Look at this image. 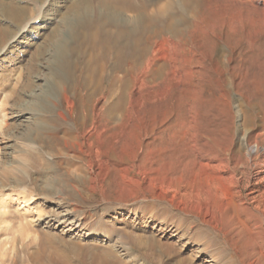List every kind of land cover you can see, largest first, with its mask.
I'll return each instance as SVG.
<instances>
[{
	"label": "rangeland",
	"instance_id": "1",
	"mask_svg": "<svg viewBox=\"0 0 264 264\" xmlns=\"http://www.w3.org/2000/svg\"><path fill=\"white\" fill-rule=\"evenodd\" d=\"M9 1L4 0V2ZM53 1L54 7H57L63 0ZM15 2H19L17 4L26 9L25 17L27 18L21 23L19 29L28 32L25 31L24 39L11 42V34L18 28V21L13 16L0 15V32L6 31L8 37L5 39L8 41H0V264H62L56 260L57 258L51 256V250L48 251L51 253H48L47 250H42V253L38 249L37 241H32L37 235V229L29 221L30 217L25 218V209H20L15 200L19 198L22 200L34 199L36 203L40 201L38 187L43 182L41 179L45 178L44 180H46L49 173H46L45 167L41 164L44 161L41 162L38 157L40 149H47L38 141V137L50 138L48 141L53 150H48L50 156L45 155L46 161L51 163L52 171L58 175L56 178L62 179L64 185H67L65 187L71 191V194L68 193L65 196L66 201L75 205L74 216L79 218L87 233L91 230L98 231L108 227L119 228V225L116 224L121 220L118 213L131 208L134 210L143 209L144 212L139 218H143L144 221L149 215H153L154 221L164 219L169 224L172 221L179 222L178 224L183 229L190 230L191 235L189 234L188 237L190 242L180 252L175 251V248L173 250L170 243L165 242V245L164 241L158 242L151 235L147 233V235H143L141 231H137L136 235L142 234V237L146 238L141 237L136 240L131 237L128 242L131 251L142 264H203L202 261L206 262L204 264H264V210L255 211L258 201L264 198V181L260 182L257 179L260 167L264 165V129L259 128L261 125L264 126V118L262 108L258 104L259 101L254 99H259L262 94L258 97L254 96L251 101L241 94L238 84L248 79V74L246 78L248 66L245 63L238 64L237 62L239 52L243 53L249 50L254 53L256 49L259 51L258 45L262 47L264 31L255 33L257 30L253 31L252 29L258 27L255 21L264 25V15L256 14L254 16L253 22L257 27L250 26L251 30L250 32L247 30V33H231L228 28L222 30L216 28L207 30L205 34H192L191 30L195 22L204 15H208V18L212 17L213 9V13L217 11L219 16L225 14L226 1L100 0L96 5L107 3L131 18L137 14L144 15V17L150 15L151 18L145 17L146 22L143 27L132 34L127 31L131 25L123 27L126 29L122 28L124 30L122 33L117 31L113 23L107 21L105 24L94 27L91 31L93 37L86 41L80 28H77L75 33L66 29L65 35L68 38V43L76 49L75 55H71V57L76 58L77 53L88 52L93 55V58H97L96 66L98 67L97 74L90 81H84L81 71L75 75V81H69L66 85L65 82L55 81L51 77L42 81L37 77L38 72L30 73L27 69L31 65L33 68L40 67L39 64L43 60L36 61L39 49L48 45L49 37L52 38V35L60 29L66 15L71 21L77 19L72 21L74 24L79 21L78 17L73 18L69 15V9L66 8L69 1L64 2L57 9V11H64L57 17L58 19L49 21L46 28L36 31L37 34H34L36 29L33 30L32 27L39 28L41 19H44L46 15V13L42 15L41 6L46 5L47 2L37 3L29 0H15ZM167 2H169V7L165 13L155 14L157 18L154 15L151 16L152 10ZM222 23L221 20L217 25L223 26ZM171 25L178 26V35L183 38V42H176L173 46L165 43L162 46L160 43L162 36L167 37ZM44 37H48V39L45 40ZM20 41L25 44L19 45ZM155 48L158 51L153 56ZM244 49L245 51H243ZM47 53L49 52H46L41 58L46 56L48 59ZM162 55L166 58L165 62L161 61ZM83 57L82 55V59H84ZM149 58H152V63L147 68L145 63ZM45 63L48 66L53 64L52 67L55 66L57 69L55 72L60 73L59 61L51 59L43 62V64ZM45 72L47 73V70ZM144 74L145 79H143ZM184 88L192 89L198 95L199 105L197 108L189 104L180 106L181 109L178 108L179 91ZM49 91H51V96L48 95ZM110 91L113 92L112 100L119 99L120 101L117 113L120 116L127 115V113L131 115V117H125L124 125L126 126L124 128L142 132L141 137L138 138L142 147L149 143L153 145L166 144L169 143V140L197 147L199 151L196 155L198 163H209L211 166L210 168L198 167L197 175L191 180L193 187L199 191L203 200H209L212 203L213 222H219L229 238H225L223 232H214L211 227L205 225L203 218L196 217L190 212L179 213L167 203L155 201V195L143 191L145 184L130 186L121 197L130 195L131 191L133 192L137 188L143 190L137 197L125 202L120 201L116 193L110 192L104 198L100 193L86 192V188L90 184L86 178V172L84 169L77 171L82 168L81 164L85 163L86 160L83 159L86 158H83L78 143L72 140L73 134H75L74 123L77 121L75 118L78 113L82 117L83 114L93 117L98 112L102 116L114 111V108L109 106L110 100H107ZM39 92L43 94H39ZM89 92H91V96L88 95ZM30 93L39 94V101H42L41 107H45L43 110L39 109L41 112L38 111V116L34 118L36 121L32 120L30 125L29 121L28 124L21 121L12 124L10 113L15 112L14 109H17L20 104L23 105L21 100L28 98ZM65 93L75 102L74 118H70V120L68 117L69 124L72 126L68 128H65L64 124L57 125L54 120L49 119L51 116L56 117L61 110L63 111ZM162 98L166 99L170 111L169 118L164 125L167 132L161 135L160 130H157L155 133L146 134V131H152V128L144 130L143 126L142 128L136 127L137 120L142 119L143 125L150 123L153 115L150 113L149 103L154 99ZM140 104L142 107L139 109L138 105ZM261 106L264 107V97ZM213 115H215V121ZM37 119L39 120L37 121ZM35 124L36 127H33ZM141 129L143 131H140ZM25 131L26 133L31 132L27 136L30 138H27L28 141L19 140V138H26L24 137ZM256 134L261 137L257 139ZM9 137L17 138L15 140L16 147L12 146V140ZM69 141L72 143L69 144ZM78 142L83 143V140ZM208 148H213L219 153V160H222L227 168L218 169L216 162H210L203 152ZM84 150L86 151L85 148ZM25 157H29V159H24ZM7 170L17 173L20 179L19 188L9 187L7 180L9 177L5 174ZM232 176L234 178L231 180ZM131 177H135V173H132ZM252 197H256V199H252ZM148 207H154V210ZM111 220L116 223L110 225L108 221ZM150 226L152 227V222ZM195 239L197 240L195 241ZM229 239L234 240L242 249V258H239L238 255L234 257L236 249L229 245ZM198 240L201 243H207L205 244L206 248L193 256L192 252L198 244ZM72 241H56L58 249H61L55 256L61 257L64 264L65 262H67L66 264L102 263L99 262V260H103L100 252L93 253L92 248L88 247L87 249L84 241H77L76 244V241ZM184 241L183 239L180 245ZM72 244L74 245L72 246ZM210 249L217 250L219 254L216 261H211L209 258ZM174 252H177L178 255ZM112 261H115V256L108 255L104 259L105 263L102 264H111Z\"/></svg>",
	"mask_w": 264,
	"mask_h": 264
},
{
	"label": "bare ground",
	"instance_id": "2",
	"mask_svg": "<svg viewBox=\"0 0 264 264\" xmlns=\"http://www.w3.org/2000/svg\"><path fill=\"white\" fill-rule=\"evenodd\" d=\"M29 1L37 2V3L42 2V1L47 2L46 5L41 6L42 15H44L45 13L46 15L44 19H41L42 21L40 22L39 28L37 29L36 27H32L33 30L36 29L34 34H37L36 31L46 28L49 25V21L55 20V18L59 17L60 14L64 12V11H57V9L61 7V5L64 2L67 3L69 1L68 5L66 6V8L68 7L69 9V15L73 16V18L78 17V20L80 21V22L78 21L77 24H74L72 23V21H76L77 19L76 20L72 19L71 21L69 16L67 18V15H66V18L63 20L64 22L61 24L62 26H60V29L59 30L57 29L58 31H56L54 35L51 34L52 38L49 37L48 39V37L46 38L44 37L45 40L48 39L47 41L48 45L39 49L40 50V51L38 50L39 52L37 51L39 56L36 59V61H39V59H41V61L43 60L39 64L40 67L33 68V65H31L27 69V71L30 73L35 72V71L38 72L37 77L38 79L42 81L46 80L47 77H51V78H54L55 81L65 82L66 85L69 81H75L74 77L76 74H78V72H81V71L83 72L84 81H90L92 77L96 75L98 72L96 70L98 68L96 66L97 58H93L92 57L93 55H91L90 53L88 52L87 53L84 52V54L77 53L76 58L71 57V55L72 56L75 55L76 49H74L73 46L71 47L70 44L68 43V40H67L68 38L65 35L66 29L67 30L70 29V31L75 33V31H77L76 29L80 28L81 31H83L82 32L84 36L83 38L86 41L88 38L90 39L91 37H93V34L91 33V31L93 30L94 27H96L99 24H105L107 21L110 23H113L114 24L113 26H115L117 31L122 32V33L124 32L123 29H126L123 27L127 25H131L127 31H129V33L132 34L134 31L137 32L139 29L143 27V25L146 22V18L147 19L151 18L150 15L145 16L146 17L145 18L144 15H138V14L134 16L133 18H131L125 15L123 12L122 13L119 12V10L116 8L118 10L117 11L116 9H114L115 7L113 8L111 7V5L107 3H104L103 5L102 4L96 5L97 2L100 0H77V1L76 0H63L62 3L59 4L57 7H54L53 0H29ZM225 1H226V4L224 6L225 14L223 15L221 14L222 16H219L217 14V11L216 13L214 11L215 13L214 14L213 13L214 9L213 10L210 9L212 10V13H211L212 17L208 18V15H204L199 20H197L192 27L191 33L192 34H199V33L205 34L206 31L209 29L218 28L222 30V29L228 28V30L231 33L241 32L243 34V33H247V30L250 32L251 30L249 29L250 26H254V27L258 26L257 29L255 28L252 29L253 31L257 30L255 33H260L264 31V25L262 24L260 25L259 22L255 21L257 23V26H256L255 23L253 22L254 16L256 14L264 15V0H225ZM17 3L19 2H15V0H10L9 2H4V0H0V15L1 16L2 15L3 16H6V15L13 16V18H15L19 24L18 28L15 29V31L14 29H12L14 32L11 34L12 36L11 42H16V40H22L24 39L26 35L25 34L26 30L19 29L21 26V23H23L24 20L27 18L25 17L26 9ZM168 7H169V2H167L166 4L159 5L155 10L151 11V16L153 17V15L156 16L155 14L165 13ZM221 20L223 22L222 23L223 26L220 25L221 26L220 27L217 25V23H219V21ZM177 27H175L174 25L169 26V30H168L169 34L166 35L167 37L162 36V42H160L161 45L167 43L173 46L175 45L176 42H183V38L180 35H178L179 32H178ZM34 34L32 35L34 36ZM6 35H7L6 31L3 30L0 32L1 42H3V40L8 41V40H5V39H8ZM24 44L25 43H23V41L19 42V45H24ZM19 45H16V46H19ZM258 47L260 48L259 51H257V49L255 50L257 53L255 51L254 53H252L248 49H247L248 51H245L244 49L243 51L245 52L243 53L239 52V58L237 62L238 64L245 63V65L248 66V69H247L248 72L246 73V78L248 74V79L247 80L245 79L246 81L245 80L241 81V83L238 84V89L241 92V94L250 101L251 99L254 98V96L258 97V95L262 94V97H259V99L258 98H254V99L259 101L258 104L262 108V114L264 118V107L261 106L263 97H264V43H262V47H260L259 45ZM253 49H254V46H253ZM157 51L155 48V50H153L152 55L154 56L157 53ZM46 52H49L47 53L48 59L46 58V56L43 57L42 59L41 57L45 55ZM1 53H4V52H1ZM38 54L36 53V56ZM82 55L84 56L83 57L84 59H82ZM51 59H56V61H59L60 64L58 65L60 66L59 68H61V70H59L60 71L59 74L55 72L57 71V69H55V66L52 67L53 64L49 66L46 63L43 64V62H46V60H51ZM161 59H162L161 61H164V62L166 61V58L164 55L161 56ZM151 63H152V58L147 59L145 63V67L148 68L151 65ZM45 70H47V73L45 72ZM144 73L146 74L147 71L145 70ZM145 74H144L143 79H145ZM26 80L29 81V79H26ZM143 83L146 84V82L144 81ZM49 87H50V84H49ZM50 92L51 91L48 92L49 96H51ZM40 93L42 92H39V94ZM39 94L35 95V93H30L28 95V98L21 100L22 103L24 104L23 105L20 104L19 106H17V109H14L15 112L12 111L10 113V120L12 124L18 121L26 122L28 124V121H29V125H30L31 121L35 120L34 118L37 117L39 114L38 111L41 112L40 110H43V108L45 107V106L41 107L42 101H39V96H40ZM90 94L91 92L88 93L89 96H91ZM112 94L113 92L110 91L108 95L109 97H107V100H110V103L108 102L109 106L114 108V111H111L110 113H107L106 115H102V116L99 112L96 115L93 113L94 114V115L92 114L93 117H90L89 115H84V114L82 117L81 114L79 115L78 112H77L78 113L77 117L75 115L76 117L75 119H77V121L74 123L75 126L73 128L75 130V134H73L72 140L78 143L80 152L83 155V158H86V159L82 158L84 161L86 160L85 163L81 164L82 168L78 167L79 169H77V171L84 169V172H86L85 173L86 178L89 180V183H90L88 187L86 188V192L92 193V194L100 193L103 195L104 198H106V196L110 192L116 193L119 196L118 199L120 198L119 199L120 201L125 202L131 198L137 197L140 194V192L144 189L143 191L156 196L155 201H158L159 203L160 202L167 203L169 206L175 208L176 211H179V213L180 212L193 213L196 217L203 218L205 225L211 227V229L214 232L216 233L223 232L225 235V238H229L228 234L221 227L220 223L217 221L213 222L212 205H211L212 203L209 200H206V201L203 200L200 197L201 194L199 193V191L195 189V187H193L191 180H193L194 177L197 175L198 167L210 168L211 166L209 163H202V162L198 163L196 155H198L199 151L197 147L195 145L190 147L188 145H184L183 143H176L175 141L171 142L170 140H169V143H166V144H156V145L154 144L153 145L149 143L146 146L142 147L139 144L140 141L138 139L141 137L142 132L140 133L130 128L129 129L124 128L126 126L124 125L125 117L127 116L131 117V115L127 113V115L120 116L117 113V108L120 104V101L119 99L112 100L111 98ZM197 99H199V97L196 94V92L192 91V89L187 88L186 90L184 88L181 91H179V96L177 100V103L179 105L178 108L181 109L180 106L187 105V104L197 108L199 105V101H197ZM63 100L65 103L63 111L61 110V112H59L56 117L51 116L49 117V119L51 121L54 120V122L57 125L64 124L65 128H68L70 126L68 120L70 118L72 119L74 118L75 102L69 98L67 93L64 94ZM149 104L151 106L150 113H152L153 115L151 122L143 125L142 119L140 120L138 119L137 120L138 125L136 127L142 128L143 126L144 130H150L152 128V131H146L147 132L146 134H149V132L155 133L157 130H160L159 132L162 135L167 132V130L164 128L165 127L164 125L166 124V121L168 120L169 115H170L169 108L167 107V101L166 99H163V98L158 99V100L154 99ZM103 107L102 109H104ZM141 107H142V104L138 105L139 109ZM138 108L136 109L137 112H138ZM49 113H50V110H49ZM213 119L215 121V115H213ZM38 120L39 119H37V121ZM33 127H36V124ZM259 128L264 129V126L261 125L259 126ZM143 129H141L140 131H143ZM30 133H31L30 131H28L27 133L25 131L24 137L26 138H23V139L19 138V140L28 141L27 138H30V137H27V136ZM49 136H50V133H49ZM255 136L257 139L261 137V135H257V134ZM9 138H11L12 140V146L16 147L15 140L17 138H13V137H9ZM7 139L8 138H6V140ZM35 139H37V137ZM48 139L50 138L38 137V141L42 143L44 148H47L46 150L40 149L38 152V157H40L39 159H41V162L44 161L41 164L45 167L46 173H49L50 175V176L48 175V178H46V180H44L45 178L41 179L43 182H41V186L38 187L40 201L36 203L34 199L32 200H22L19 198L15 199L16 205L20 209H23V210L25 209L24 210L25 218L30 217V220L29 218L28 220L37 229V232H36L37 235L36 236L34 235L35 238L32 241L33 242L37 241L36 244L39 246V247L37 246L38 249H40L41 251L47 250V252L51 250L52 253L51 252H48V253H51V256H54L55 258H57L56 260L58 262L64 264V260L60 259L61 257L55 256V255H58V252L61 249V248L58 249V246L56 245V241L65 242L66 240L67 241L74 240L76 241L75 244L77 243V241L78 242L84 241L86 243L87 249L89 247L94 250L92 251L93 253L97 251L102 254L101 259L103 260H99L100 263L101 262L103 263L104 259L108 255L109 256L113 255L115 256V261H112L111 264H142L139 261V259L136 258V256L130 249V245L128 241H129V238L131 237H134L137 240V238L142 237V234L144 235L147 233L151 235L152 238L154 240H157L158 242L162 243V241H164V243L165 242H167L168 244L170 243L173 246V250L175 248L176 249L175 251L177 252H180L183 249V247H185V245L190 242V239L188 238L189 234L191 235L190 230L188 228L183 229L181 225L178 224L179 222L174 223V221H172V223L169 224L168 221L164 219H161L159 221H154L153 215H149L147 219L144 221L142 220L143 218L142 219L139 218L141 213L144 212L143 209L137 210L136 208H135L136 210L131 208V209L125 210L124 212L118 213L119 217H121L120 222L116 223L114 222V220L108 221L110 225H112L113 223L118 224L119 228L115 227L111 229L108 227V228L100 229L98 231L91 230L87 233V231L82 227V224H81L82 222L79 220V218L74 216V214L76 213L75 205L68 203L66 201L65 196H67L68 193L71 194V191H69L68 188L65 187L67 185H64L65 183H63L64 181L62 179H60L59 177H58L59 179L56 178L58 175L55 173V171H52L53 168H52L51 163L49 161H46L47 160L46 156H50V152H48V150L50 149L53 150V147H51ZM81 139L83 140V143L78 142ZM70 142L71 141H69V144ZM73 144L75 143L73 142ZM84 148L86 149V151L84 150ZM203 152L205 155H207V158H209L210 162L217 163L216 167L218 169L227 168L224 162L222 160H219V156H218L219 153L215 149L208 148L204 150ZM24 159L28 160L29 157L28 158L25 157ZM132 173H135V177H131ZM5 174L7 177H9L7 179L9 182V187L10 186L12 188L20 187V179L17 173H15L13 170H7ZM257 175H258L257 179L260 182H263L264 181V165L260 167V170ZM232 178L234 177L232 176L230 179L232 180ZM136 184L138 186L140 184H145V188L134 189L133 192L131 191L130 195L127 194L128 196L121 197L122 195H124L125 192H127L130 186L132 185L135 186ZM263 197H264V194H263ZM252 199H256V197H252ZM148 208L151 210H154V207L152 208L148 207ZM262 210H264V198L261 201H258V205L255 208V211H258V212ZM151 222H152V227L150 226ZM137 231H141L142 233L140 234L141 236L138 234L136 235ZM183 239L185 241L180 245V242ZM196 240L197 239H195V241ZM200 241L198 242V244H196V247L194 248L192 252L193 256L202 252V250L206 248L205 244L207 243L204 244V243H201ZM228 242H229V245H232L236 249L234 257L238 255L239 258H242L243 251L239 247V245L235 243V241L232 239H229ZM73 245L74 244H72V246ZM167 247L169 248L168 245ZM177 252H174V253L178 255ZM32 253H35V252H32ZM40 253L41 252H39V254ZM209 255H210L209 258H211V261H216L217 256L219 254L217 250L213 249L209 252ZM93 256L95 257V255ZM95 259L97 258L95 257ZM108 261L110 262V260H107V262ZM94 262L95 261H93V263ZM66 263L67 262H65V264ZM202 263L204 264L206 262L202 261Z\"/></svg>",
	"mask_w": 264,
	"mask_h": 264
}]
</instances>
